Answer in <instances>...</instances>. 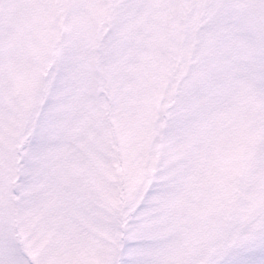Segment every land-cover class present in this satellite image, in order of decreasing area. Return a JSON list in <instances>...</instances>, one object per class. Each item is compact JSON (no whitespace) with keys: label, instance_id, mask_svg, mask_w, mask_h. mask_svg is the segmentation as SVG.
Instances as JSON below:
<instances>
[{"label":"snow or ice","instance_id":"snow-or-ice-1","mask_svg":"<svg viewBox=\"0 0 264 264\" xmlns=\"http://www.w3.org/2000/svg\"><path fill=\"white\" fill-rule=\"evenodd\" d=\"M0 264H264V0H0Z\"/></svg>","mask_w":264,"mask_h":264}]
</instances>
